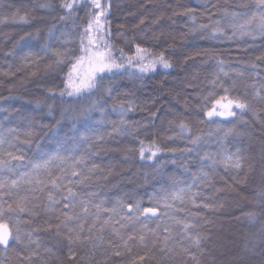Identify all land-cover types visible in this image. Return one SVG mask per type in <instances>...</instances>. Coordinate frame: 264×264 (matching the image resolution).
Listing matches in <instances>:
<instances>
[{"label":"trees","instance_id":"16d2710c","mask_svg":"<svg viewBox=\"0 0 264 264\" xmlns=\"http://www.w3.org/2000/svg\"><path fill=\"white\" fill-rule=\"evenodd\" d=\"M178 1L173 10L167 9L175 24L171 27L160 19L156 26L161 30L158 35L145 23L134 30L133 25L137 24L135 20L120 18L130 6V0H111V12L107 18L110 36L106 38L114 46L115 56L119 57L121 48L131 54L134 49L129 46L130 41L143 42V46L157 54L164 51L173 63L171 69L158 67L143 78L128 72L116 76L108 74L98 82L97 90L91 95L62 103L58 92L63 87L67 66L46 69L45 65L54 60L51 49H70L69 55L79 54L78 26L86 23L87 8H76L71 14L75 19L70 17L61 21L59 17L66 15L60 8L61 0H47L51 5L49 8L40 7L45 0H0V136L6 141L5 150L16 155L24 154L26 165L17 168L13 164L11 171L0 169V180L17 179L21 173L30 171L29 161L47 159L48 155L59 150L61 156L84 158V163L78 168L72 166L73 159L59 165V168L67 171L62 184L79 179L71 177L72 171L88 175L87 169L98 166V170L85 183L74 184L78 206L73 211H80V201H90V207L103 201V209L116 208V213L111 214L115 223L103 232L100 225L110 212L101 213V219L91 233V243L85 244L79 251V257H83V260L78 257L72 264H128L129 256H124L122 260L105 261V256L113 251L107 242L121 243L113 228L125 238L129 235L138 237L145 224L148 229L157 231V235L144 233L152 249L150 255H155V259L145 261V264H197L198 261L199 264H216L215 260L221 261L225 255L230 264H261L264 259L259 255L264 249V203L257 198V192L264 190V37L237 35L232 40L223 37L211 40L206 38L204 32L190 31L197 25L221 20L231 35L227 28L229 20L224 18L223 13L254 11L258 0ZM186 9H191L193 15H183ZM17 10L20 15L28 14L30 19L27 22L11 19ZM50 28L53 29L52 35H49ZM196 52L208 54L193 56ZM29 54L39 57V60L24 67V57ZM220 60L224 61V71L229 72L230 79H225L229 84L235 82L234 95L247 99L250 108L235 120L202 123L203 117L198 114L201 107L199 97L207 93L209 81L220 72ZM189 61L198 63L194 69L196 82L183 93L193 95V100L189 102V110L174 113L168 110L170 105L166 94L173 92L177 80L185 78L191 71L188 70ZM31 72L36 75L30 76ZM48 88H55L57 96H51L46 91ZM257 92L259 96H256ZM93 101L97 107L87 117L78 120L68 116L62 118L64 109H74L75 112L71 114H78ZM129 102L135 104V110L124 116L126 125H119V106L121 103L127 106ZM153 112L157 113L154 118L150 115ZM182 119L189 124L191 135L180 134L176 125ZM241 120L247 121V125L240 123ZM169 121L176 123L170 125ZM118 125L121 130L113 132ZM233 126L244 134L225 137V131ZM29 130L33 133L31 137L25 135ZM100 135L104 139L96 140ZM195 135L202 137L201 144L191 153L182 155L180 150L191 148L189 140ZM81 136L91 139L80 144ZM138 139H145L146 143L155 139L162 148L177 151H165L155 162L141 161L138 154H126L127 149L138 147ZM7 142H11L13 147L9 148ZM73 148L78 151L73 153ZM237 148L243 149L241 154L245 157V167L239 172L226 170L223 166L213 167L211 160L201 163L205 153L215 155L221 150L234 152ZM59 168L54 169V175H62ZM201 173L208 174L206 181ZM189 186L193 193H198L194 197L195 203L192 197H186L184 200L169 201L172 208L166 210L161 207V214L152 220L129 222L121 219L127 214L128 203L141 201L142 207L153 206L149 203V196L154 193H175ZM27 188V185H22L19 191L13 190L10 194L7 188L0 190L4 193L0 203L6 208L10 203L15 205V201L23 196L30 199L39 196L41 201L46 197V193H31ZM93 193L94 196L90 195ZM118 201H123V211L117 206ZM205 203L216 207L204 208ZM91 210L95 212L94 207ZM38 211L39 215L35 217L21 213L18 217L13 215L6 219H19L22 233L36 230L33 240L40 243V259L33 260L32 264H70L67 241L57 237L54 231L46 230L44 221L48 214ZM248 213H255L256 218L249 220ZM176 221L194 225L187 235L201 234L207 237L200 248L187 239L182 224ZM91 223L92 219L89 218L85 228ZM165 227L171 233L166 246L163 243L167 235ZM231 234L232 237L236 236V240L227 248L224 242ZM101 236L102 242L98 239ZM153 241L157 243L153 244ZM26 244L25 239L23 244L14 242L7 249L0 246V261L3 264H27L21 261L18 254L26 255L35 248V244L31 248L25 247ZM161 248H165V251L161 252ZM145 250L134 246L133 255L143 254ZM222 253L224 256L221 257ZM193 256L197 259L194 260Z\"/></svg>","mask_w":264,"mask_h":264},{"label":"snow or ice","instance_id":"6c2138e0","mask_svg":"<svg viewBox=\"0 0 264 264\" xmlns=\"http://www.w3.org/2000/svg\"><path fill=\"white\" fill-rule=\"evenodd\" d=\"M41 8H49L51 5L45 0L40 5ZM79 7H86V23L79 27V54L69 55L70 49L60 51L58 49H51V54L54 57L52 63L45 65L46 69H53L56 67L63 68L67 66V72L64 75L63 87L59 89L58 96L63 103L65 100H78L85 95H91L98 88V82L103 79L105 75L111 74L113 76L119 75L122 72H128L132 76H139L143 78L146 74L155 72L158 67L164 70L171 69L173 63L165 55L164 51L158 54L153 52L151 48L143 46V42L132 43L129 42V46L134 50L131 54L125 53L124 49H119V57L114 55V46L110 43L106 37L110 36V23L108 16L111 12V0H61L60 8L65 11L66 15L59 17L61 21H65L71 17L74 9ZM183 15L192 16V10L186 9L182 13ZM225 19L229 20L227 28L230 29L231 35L228 34L226 28L221 20L212 21L209 24H200L190 29L191 32H204L206 38L216 40L218 38H225L228 40L234 39L237 35L240 37H253L256 36L264 37V0H258L256 4V10L247 11H225L223 13ZM75 19V17H71ZM8 19V17H5ZM11 19H19L20 21L27 22L30 19L28 14L20 15L19 10L14 12ZM145 17H141L136 25H133L134 30L140 29L145 23ZM194 22V21H193ZM153 24L156 21H152ZM122 27V26H121ZM53 34V29H49V35ZM158 38V37H154ZM135 38H133L134 40ZM67 43V41H65ZM171 47V45H169ZM45 54L47 55L48 50L45 45ZM207 52H196L193 56L206 55ZM214 55V54H213ZM186 59H188L186 57ZM259 59V58H258ZM39 60L32 54L24 57L23 66L29 67ZM220 72L217 73L212 80L209 81L210 89L206 94L200 95L199 99L201 102L200 112L198 113L203 117L202 123H212L215 121H230L235 120L238 116H243L250 108L247 99L242 98L239 95H234L236 86L235 82L229 84L230 79L229 72L224 71V61H218ZM222 74V75H221ZM30 76L36 75L35 72L29 73ZM243 75V73H238ZM51 96L56 97L57 92L55 88H48L46 90ZM260 93L257 92L256 96ZM97 107L95 101H93L87 108H82L78 114L74 113V109L66 108L61 113L62 118L68 116L70 119L78 120L81 117H87L88 113L94 111ZM135 110V104L129 102L127 106L123 103L119 106L121 119L119 125H126L127 121L124 116L131 111ZM51 111V105L49 106ZM151 117H155L157 113H150ZM254 115H256L254 113ZM59 123V121L57 122ZM176 123L175 121H169V124ZM240 123L247 125V121L241 120ZM113 128V132H119L120 126ZM180 134L187 133L191 135V128L185 120H180L176 125ZM75 128V126H73ZM109 133L108 135H111ZM244 133L237 130L236 126L228 128L225 131V137L228 136H241ZM26 136L31 137L32 131L29 130L25 133ZM90 137L81 136L79 143L84 144L90 141ZM103 135L97 136L96 140L102 141ZM202 142L200 135L191 136L189 144L191 148H185L181 151V154L191 153L196 147ZM8 147H13L11 142H7ZM138 147L129 148L126 150V154H138L141 161H153L157 160L161 154L165 151L175 153L176 149H164L162 148L155 139L145 142V139H138L136 141ZM5 139L0 136V169H8L11 171L12 165L15 164L17 168L24 167L25 156L24 154L16 155L12 151L5 150ZM73 153L78 151L77 148L71 150ZM243 149L237 148L234 152H226L221 150L217 154L205 153L201 157V163L203 164L207 160L212 161V166H223L226 170L241 171L245 167V157L241 154ZM47 155V154H45ZM68 159H73V167L78 168L84 163L83 157H65L57 153L48 155L47 159L40 158L35 162L29 161L30 171L21 173L17 179L0 180V190L7 188L9 194L11 191H19L22 185H27V190L31 193H46V197L41 201L39 196H33L31 199L28 196L20 197L15 201V205L8 204L5 208L3 203H0V246H4L7 249L8 246L14 242L17 244H23L25 239L27 244L25 247L31 248L35 244V248H32L26 255L18 254L22 262L32 264L33 260L40 259V243L33 240L35 229L28 232H21L19 225L21 221L19 219H6L13 215L19 216L21 213H28L30 217L39 215V211H43L48 214L44 224L47 231H54L57 237H63L67 241L68 260L70 264L76 261L79 257V251L85 244L91 243V233L96 229L97 223L101 219V213L108 211L110 215L107 219L103 220L100 225V231L103 232L105 228L115 222L111 219V214L116 213V208L111 210L103 209V201L95 205H91L90 201H80L79 205H82L79 212L73 210L78 206L76 203L77 192L74 190V184L85 183L91 174H94L98 170V166H93L87 169L88 175H85L80 171H72L71 177L79 178L78 180H69L67 185L62 184L61 181L67 177V171L64 168H59L60 164H64ZM175 162V161H173ZM59 168L62 175H54V169ZM201 177L204 181L208 179L207 173H201ZM176 183V181H173ZM3 191H0V199L3 198ZM90 195H95L90 194ZM198 193L191 191V186L187 189H179L175 193H164L163 195L153 194L149 196V203L153 206L142 207L141 201L135 203H128L126 205L127 214L121 219L132 221L140 220H152L158 217L161 212L160 209L163 207L166 210L172 208V204L169 201L184 200L186 197H192V202L195 203L194 197ZM257 198L264 203V190L257 192ZM33 201H36L33 203ZM117 206L121 211L124 210L125 205L123 201H118ZM95 208L93 213L91 208ZM204 208L216 207L212 204H203ZM58 213V214H57ZM249 220L256 218L255 213L246 214ZM91 218L92 223L87 225L85 228L86 221ZM178 224H182L185 234L189 233L194 225L185 223L183 221H176ZM15 225V227H14ZM123 227V225H121ZM159 227V225L157 226ZM113 232L119 237L121 243L113 244L111 240L107 243L113 251L110 255L105 256V261L110 259L122 260L124 256H129L131 259L128 264H145V261L155 259V255L150 253L152 249L149 248L147 243L146 232H151L153 235H157L155 229H148V226L142 225V234L138 237L135 235H129L126 238L120 235L119 230L113 228ZM164 232L167 235L164 236L163 243L166 246L171 233L167 227L164 228ZM101 242L103 237L98 238ZM187 239L197 247H201L203 240L207 237L197 234L195 236L187 235ZM156 244L157 241H153ZM134 246H139L146 249L143 254L133 255ZM46 252H51L50 249H45ZM161 252L165 251V248L160 249ZM187 251V249H185ZM261 257H264V249L259 253ZM194 260L197 258L192 257ZM79 260H83V257H79ZM0 264H3L0 261ZM199 264V261L197 262ZM261 264H264V259L261 260Z\"/></svg>","mask_w":264,"mask_h":264},{"label":"rangeland","instance_id":"374dc122","mask_svg":"<svg viewBox=\"0 0 264 264\" xmlns=\"http://www.w3.org/2000/svg\"><path fill=\"white\" fill-rule=\"evenodd\" d=\"M179 2L178 0H130V6L128 9L123 12L120 16V18H131V20H135L136 23L141 19V17H145V24L148 25L149 28L153 29L155 34L161 33V30L156 27L157 23L160 19L162 21L166 22L169 26L172 27V25L175 24V22L170 18V14L167 11L173 10V7L177 5ZM170 4V5H169ZM148 19V20H147ZM156 21L155 24L152 23V21ZM162 27V26H161ZM178 33V31H177ZM186 58L187 56L184 55ZM198 63H193L192 61H189V68L188 70V75L185 76V78H179L176 82L178 83L177 85L175 84V90L171 93H167L166 97L169 102L170 107L168 110H172L171 112L174 113H179V112H185V110L190 109V101L193 100V95L191 94H185L183 93L184 90L187 91L196 82V77H195V67H197ZM183 90V91H182ZM231 238V239H230ZM236 240V236L232 234L229 235L224 242L227 248H229L230 244ZM221 253V252H220ZM224 256V254H221V257ZM229 257V256H227ZM215 260L214 263L216 264H230V261L228 258H226V255L224 258H222L221 261Z\"/></svg>","mask_w":264,"mask_h":264}]
</instances>
